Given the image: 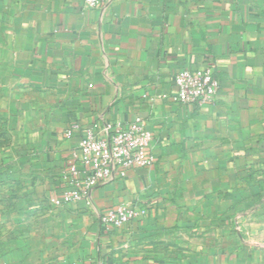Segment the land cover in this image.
<instances>
[{"label": "crops", "instance_id": "crops-1", "mask_svg": "<svg viewBox=\"0 0 264 264\" xmlns=\"http://www.w3.org/2000/svg\"><path fill=\"white\" fill-rule=\"evenodd\" d=\"M206 66L215 101L174 102ZM136 117L153 164L52 205L86 130ZM2 226L4 264H264V0H0Z\"/></svg>", "mask_w": 264, "mask_h": 264}, {"label": "built area", "instance_id": "built-area-1", "mask_svg": "<svg viewBox=\"0 0 264 264\" xmlns=\"http://www.w3.org/2000/svg\"><path fill=\"white\" fill-rule=\"evenodd\" d=\"M87 9H98L101 0H83ZM175 93L172 100L180 104L204 106L212 104L219 90V81L212 66L183 69L172 77ZM152 134L136 117L128 124L104 123L98 129L86 130L71 152L69 175L71 189L63 198L51 199L54 206L89 197L99 187L113 185L126 177L128 171L153 164ZM143 214L133 207L120 205L100 217V225L120 229Z\"/></svg>", "mask_w": 264, "mask_h": 264}, {"label": "rangeland", "instance_id": "rangeland-1", "mask_svg": "<svg viewBox=\"0 0 264 264\" xmlns=\"http://www.w3.org/2000/svg\"><path fill=\"white\" fill-rule=\"evenodd\" d=\"M6 228H5V226H2L1 228H0V251L1 250H4V245H5V240H4V234L6 233V230H5ZM1 254V253H0ZM0 264H4V262H1L0 261Z\"/></svg>", "mask_w": 264, "mask_h": 264}]
</instances>
